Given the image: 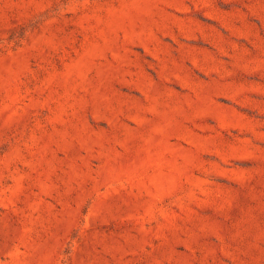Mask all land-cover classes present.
Segmentation results:
<instances>
[{
	"label": "rangeland",
	"instance_id": "rangeland-1",
	"mask_svg": "<svg viewBox=\"0 0 264 264\" xmlns=\"http://www.w3.org/2000/svg\"><path fill=\"white\" fill-rule=\"evenodd\" d=\"M0 264H264V0H0Z\"/></svg>",
	"mask_w": 264,
	"mask_h": 264
}]
</instances>
